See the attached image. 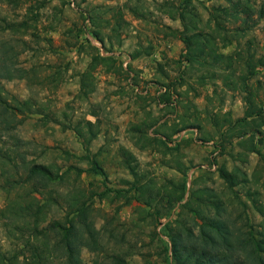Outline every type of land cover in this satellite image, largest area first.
<instances>
[{
  "label": "rangeland",
  "instance_id": "1",
  "mask_svg": "<svg viewBox=\"0 0 264 264\" xmlns=\"http://www.w3.org/2000/svg\"><path fill=\"white\" fill-rule=\"evenodd\" d=\"M181 1L0 0V28L24 22L16 31L0 32V119L14 126L37 161L54 169L88 170L78 182L87 194L95 193L89 218L100 231L103 249L84 247L81 264H104L112 253L124 254L130 264L145 259L164 264L170 248L167 234L175 227L167 222L179 211L176 195L182 185V201L193 189L211 188L228 202V212L243 232L258 236L264 231V220L251 200L264 206V20L236 39L231 31L238 22H225L229 38L217 39L216 50L242 57L233 66L237 87L230 89L220 68L185 60L190 49L178 38L181 22L165 7ZM191 4L205 23L208 8L226 2ZM119 17L123 22L117 26ZM5 64L25 71L4 77ZM164 92L169 103L162 99ZM248 92L254 93V110H261L263 118L239 120L248 106ZM225 113L232 122L218 129L212 121L223 120ZM245 141L259 153L249 151ZM176 146L177 151L168 150ZM93 162L103 174L91 169ZM219 167L235 173L239 183L228 187ZM14 172L0 165L1 251L14 247L1 211L10 197L29 189L9 185ZM135 178L161 192L144 220L137 212ZM61 211L54 208L49 217H59Z\"/></svg>",
  "mask_w": 264,
  "mask_h": 264
},
{
  "label": "trees",
  "instance_id": "2",
  "mask_svg": "<svg viewBox=\"0 0 264 264\" xmlns=\"http://www.w3.org/2000/svg\"><path fill=\"white\" fill-rule=\"evenodd\" d=\"M192 1L182 0L178 6L172 3L165 6L169 10L167 13L170 17L177 18L181 22L182 28L177 30L178 38L184 43L186 49H190L185 60L190 64L196 62L200 65L220 68L224 73L222 76L224 85L235 89L237 85H234L233 66L242 57L218 52L216 41L217 39L227 40L228 35L224 33L226 21L238 22L231 31L236 39L257 21L264 20V0H260L259 3L252 0H223L226 5L217 4L208 8L209 15L205 23L196 7L192 4L188 6ZM120 21L121 17L116 22L117 26L122 24L123 21ZM23 24L24 22L7 24L6 27L0 28V32L7 29L16 31ZM93 34L97 40L102 41L99 32L94 31ZM6 59L8 58L5 57ZM16 70L19 73L25 71L21 68L11 70L5 64L4 74L1 75L11 78ZM238 78L241 80L239 76ZM253 95V92H248L245 96L248 106L244 117L239 120H245L253 115L263 118L261 110L257 112L254 110ZM162 99L169 103V93H162ZM28 104H30L28 101L24 102L27 109L31 106ZM14 109L19 111L21 108ZM224 115H222L223 120L214 117L212 121L218 129L232 122L226 113ZM9 123L0 119V165L14 168V177L16 175L17 178L8 180L10 186L12 184L14 187H29V189L24 194L10 197L6 207L1 211L2 217L5 218L1 224L5 228L7 238L13 240L11 245L14 247L8 251L0 250V264L20 262L22 264H81V251L84 247L95 252L103 249L100 231L89 218V202L95 193L91 191L87 194L86 189L78 182L81 173L88 170L72 166L64 170L54 169L50 164L37 161L29 155L27 142L17 136L13 131L14 126L10 127ZM262 123L264 124V118ZM76 131L82 133L81 129ZM240 133L243 135L246 132ZM167 136L166 139H168ZM153 139L158 141L160 146H165L164 139L159 137ZM172 142L174 143L175 140ZM245 147L251 152L259 153L253 143L246 144ZM168 150L177 151V146L175 149ZM91 169L103 174L97 162L92 163ZM218 172L228 187L232 188L239 183L237 175L229 172L225 167H219ZM133 173L136 177L137 173ZM139 179L135 178L132 186L140 201L137 212L144 220L151 215L150 209H155L157 206L161 192L152 184L141 182ZM244 180L245 178L242 177L240 181ZM60 186L62 190H58ZM36 194H40L41 197ZM184 194L185 186L182 185V192L176 195V201L180 203L179 211L175 219L167 222L170 226L175 223V227L173 226L167 234L170 248L166 249L170 251L168 253L166 250L164 264H264V231L258 236L243 232L231 218L227 209L228 202L219 192L211 188L193 189L190 197L182 201ZM252 194L253 192H249V195ZM251 200L264 220V206L255 198ZM53 207L57 210L61 209L62 215L49 217ZM156 212L158 213V210ZM189 212H194L190 218ZM103 262L104 264H130L122 253L109 254L104 257ZM142 264L154 263L145 259Z\"/></svg>",
  "mask_w": 264,
  "mask_h": 264
}]
</instances>
